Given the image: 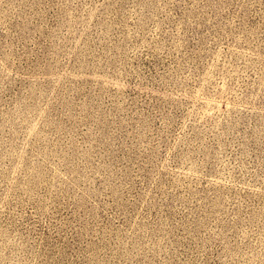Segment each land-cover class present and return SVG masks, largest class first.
<instances>
[{"label":"rangeland","instance_id":"rangeland-1","mask_svg":"<svg viewBox=\"0 0 264 264\" xmlns=\"http://www.w3.org/2000/svg\"><path fill=\"white\" fill-rule=\"evenodd\" d=\"M0 264H264V0H0Z\"/></svg>","mask_w":264,"mask_h":264}]
</instances>
